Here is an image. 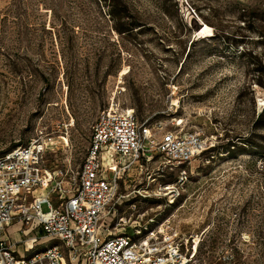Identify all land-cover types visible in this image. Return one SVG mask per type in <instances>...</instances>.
Returning a JSON list of instances; mask_svg holds the SVG:
<instances>
[{
    "label": "rangeland",
    "instance_id": "obj_1",
    "mask_svg": "<svg viewBox=\"0 0 264 264\" xmlns=\"http://www.w3.org/2000/svg\"><path fill=\"white\" fill-rule=\"evenodd\" d=\"M113 97L155 129L213 144L171 204L154 189L175 172L132 168L122 214L135 201L169 220L198 243V264H226L224 249L231 264H264V0H0V152L50 136L46 167L74 176ZM101 159L105 169L128 161ZM18 227L7 237L24 253Z\"/></svg>",
    "mask_w": 264,
    "mask_h": 264
},
{
    "label": "built area",
    "instance_id": "obj_2",
    "mask_svg": "<svg viewBox=\"0 0 264 264\" xmlns=\"http://www.w3.org/2000/svg\"><path fill=\"white\" fill-rule=\"evenodd\" d=\"M51 141L38 135L0 152V264H198V243L188 244L169 220L148 217L135 201L122 214L121 186L132 168L141 171L155 162L161 173L175 172L172 181L159 182L154 189L173 203L189 180L188 164L213 147L211 139L195 131L155 129L113 97L92 126L74 176L46 167L44 154ZM103 151L128 161L105 169ZM107 216L113 221L104 220ZM13 223L27 236L21 241L24 253L18 252L19 242L7 237ZM130 226L133 235L125 232ZM118 228L125 231L114 234ZM40 238L52 240L41 247L36 245ZM218 255L226 264L235 259L231 249Z\"/></svg>",
    "mask_w": 264,
    "mask_h": 264
},
{
    "label": "crops",
    "instance_id": "obj_3",
    "mask_svg": "<svg viewBox=\"0 0 264 264\" xmlns=\"http://www.w3.org/2000/svg\"><path fill=\"white\" fill-rule=\"evenodd\" d=\"M17 225L19 226L18 228H20L19 223H13V224L9 225L8 228H7V233H9V231H8L9 228H11L12 226H17ZM12 240H15V239H12ZM15 241H16V240H15ZM18 246H19V245H18ZM17 249H18V247H17Z\"/></svg>",
    "mask_w": 264,
    "mask_h": 264
},
{
    "label": "bare ground",
    "instance_id": "obj_4",
    "mask_svg": "<svg viewBox=\"0 0 264 264\" xmlns=\"http://www.w3.org/2000/svg\"><path fill=\"white\" fill-rule=\"evenodd\" d=\"M132 170V169H131ZM14 234H16V232L14 233ZM17 236V235H16Z\"/></svg>",
    "mask_w": 264,
    "mask_h": 264
},
{
    "label": "trees",
    "instance_id": "obj_5",
    "mask_svg": "<svg viewBox=\"0 0 264 264\" xmlns=\"http://www.w3.org/2000/svg\"><path fill=\"white\" fill-rule=\"evenodd\" d=\"M261 116V115H260Z\"/></svg>",
    "mask_w": 264,
    "mask_h": 264
}]
</instances>
